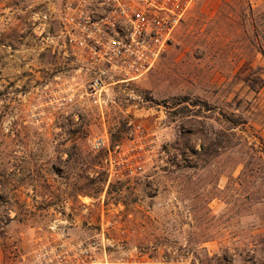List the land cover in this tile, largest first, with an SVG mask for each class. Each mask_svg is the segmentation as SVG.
Listing matches in <instances>:
<instances>
[{"label":"rangeland","instance_id":"1","mask_svg":"<svg viewBox=\"0 0 264 264\" xmlns=\"http://www.w3.org/2000/svg\"><path fill=\"white\" fill-rule=\"evenodd\" d=\"M62 4L0 0V264H264V0H199L102 107Z\"/></svg>","mask_w":264,"mask_h":264},{"label":"built area","instance_id":"2","mask_svg":"<svg viewBox=\"0 0 264 264\" xmlns=\"http://www.w3.org/2000/svg\"><path fill=\"white\" fill-rule=\"evenodd\" d=\"M198 1L63 0L62 32L94 70L87 92L95 104L102 107L109 86L135 83L148 76ZM36 17L49 18L39 13ZM92 148L110 152V138L94 140ZM82 245L68 250L65 245H57L45 254H37V260L39 264H94L91 258L87 260L88 254L100 253L82 249Z\"/></svg>","mask_w":264,"mask_h":264},{"label":"trees","instance_id":"3","mask_svg":"<svg viewBox=\"0 0 264 264\" xmlns=\"http://www.w3.org/2000/svg\"><path fill=\"white\" fill-rule=\"evenodd\" d=\"M262 54L264 55V51L262 50ZM244 122H239V123H237V124H234V125H236V126H238V125H241V124H243ZM177 151H179V150H177ZM173 157H178L179 156V153H175V154H173L172 155ZM1 198H4L3 196H0ZM8 220H10V218H8Z\"/></svg>","mask_w":264,"mask_h":264}]
</instances>
